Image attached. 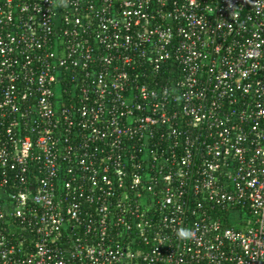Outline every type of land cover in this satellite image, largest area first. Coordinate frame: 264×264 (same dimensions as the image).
Returning <instances> with one entry per match:
<instances>
[{
	"label": "built area",
	"instance_id": "2783aa9c",
	"mask_svg": "<svg viewBox=\"0 0 264 264\" xmlns=\"http://www.w3.org/2000/svg\"><path fill=\"white\" fill-rule=\"evenodd\" d=\"M0 264H264V0H0Z\"/></svg>",
	"mask_w": 264,
	"mask_h": 264
},
{
	"label": "clouds",
	"instance_id": "9594fccd",
	"mask_svg": "<svg viewBox=\"0 0 264 264\" xmlns=\"http://www.w3.org/2000/svg\"><path fill=\"white\" fill-rule=\"evenodd\" d=\"M178 235H179L181 238H183V237H186V236L188 235V233H187L185 230L181 229V230L179 231Z\"/></svg>",
	"mask_w": 264,
	"mask_h": 264
}]
</instances>
